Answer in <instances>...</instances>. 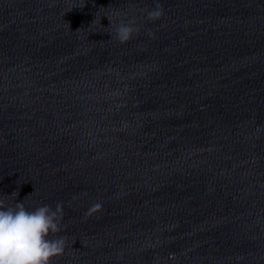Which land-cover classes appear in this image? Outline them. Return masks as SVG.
Masks as SVG:
<instances>
[{
	"label": "water",
	"instance_id": "95a60500",
	"mask_svg": "<svg viewBox=\"0 0 264 264\" xmlns=\"http://www.w3.org/2000/svg\"><path fill=\"white\" fill-rule=\"evenodd\" d=\"M18 202L63 206L51 264H264V0H0Z\"/></svg>",
	"mask_w": 264,
	"mask_h": 264
},
{
	"label": "clouds",
	"instance_id": "9594fccd",
	"mask_svg": "<svg viewBox=\"0 0 264 264\" xmlns=\"http://www.w3.org/2000/svg\"><path fill=\"white\" fill-rule=\"evenodd\" d=\"M159 9L149 12V17H158ZM135 29L130 24H121L116 30L117 39L126 42ZM99 207V205H97ZM63 215V206L55 209L44 205L28 211L22 203L14 208L0 204V264H51L65 251V240L50 239L58 233Z\"/></svg>",
	"mask_w": 264,
	"mask_h": 264
}]
</instances>
